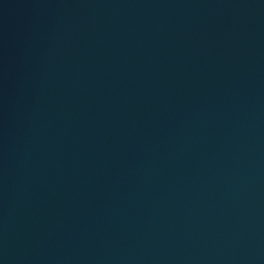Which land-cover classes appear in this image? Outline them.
<instances>
[{"label":"water","instance_id":"water-1","mask_svg":"<svg viewBox=\"0 0 264 264\" xmlns=\"http://www.w3.org/2000/svg\"><path fill=\"white\" fill-rule=\"evenodd\" d=\"M0 264H264V0H0Z\"/></svg>","mask_w":264,"mask_h":264}]
</instances>
